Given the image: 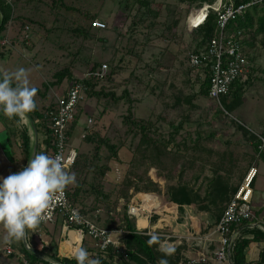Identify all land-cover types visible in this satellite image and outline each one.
Returning a JSON list of instances; mask_svg holds the SVG:
<instances>
[{
	"label": "rangeland",
	"instance_id": "374dc122",
	"mask_svg": "<svg viewBox=\"0 0 264 264\" xmlns=\"http://www.w3.org/2000/svg\"><path fill=\"white\" fill-rule=\"evenodd\" d=\"M64 1L66 5L80 11L53 7L50 0H22L16 4L14 19L11 20V26L8 23L5 35L8 34L10 39L16 38L19 43L11 55L0 56V69L15 71L23 67L28 71L32 87H42L44 82L54 81V74L65 67H71L74 77L79 79L90 74L95 62L108 64L107 74L111 68L115 69L112 79L109 80L106 75L97 88L103 85L121 96V99L115 102L109 97L97 98L87 93L86 100L79 107L77 123L70 138L72 146L88 154L94 152L97 142L84 140V130L98 131L118 146L116 156L111 155L109 148L102 146L97 164L99 167L109 166V170L102 176L94 166L85 182L87 189H91L93 185L100 186L102 194L94 192L82 195L76 202L81 210L100 225L119 230L122 228V217L127 205L126 196L123 194L124 179L127 176H132L142 190L147 185H157L155 191L149 192H134L131 188L128 205L140 201L138 198L143 193H150L145 196L148 205L152 204L155 195L165 204L169 202L164 195L168 186L176 184L180 179L204 188L205 178L211 177L218 165H224L226 168L220 172L225 174L232 171L231 181L237 186L242 184L247 175L243 174L244 167L253 163L257 169V177H254L256 180H253L256 190L253 207L256 217L264 221L263 35L255 39L254 47L247 49L246 46L251 68L242 80L254 70L251 72L256 77L253 85L239 103L231 96L225 99L221 97V107L217 100L198 94L206 75L205 70L201 67L194 68L189 62L190 53L201 41V35L191 22L203 19L204 12L200 8L179 0H164L161 7L153 5L152 12H148L144 6L141 7L136 0ZM215 2L218 3L219 0ZM26 25L30 26L27 32L30 36L28 42L24 41ZM78 26L89 28L90 35H78L75 31ZM71 81L65 78L60 86H51L46 97L37 95L40 106H48L56 101L58 95L66 92ZM126 90L129 91L127 94ZM189 97H193L191 102L188 101ZM228 104L231 106L227 107L229 111L224 107ZM129 108L132 109L135 120L153 122V137L167 141L172 139L168 153L162 156L161 162H155L149 157L143 158L137 153L141 134L139 130L132 131V120H125L130 114ZM0 122L3 119L0 118ZM235 122L244 125L250 134L262 139L260 150L255 148L249 134L244 133L242 127H237ZM29 123L28 120L27 124ZM27 124L19 125L20 128L16 130H23ZM176 127L179 129L176 130ZM7 131L0 130V142L6 143L5 153L9 156L7 140L8 136H12L13 129L9 128ZM14 143L11 144L14 150L17 144L22 150L20 139L17 144ZM178 143H181V147ZM174 153L183 154V159L173 163ZM22 157L23 159L15 150L16 161H26L28 164L30 159L25 154ZM7 165L0 152L3 177L22 169L21 167L16 170V163L10 165L11 170ZM231 166L233 168L229 169ZM197 177L200 179L195 181ZM74 185H70L71 190ZM153 210L156 213L161 211L159 208ZM194 211L199 213L196 207ZM203 214V226L214 221L209 213ZM195 216L201 220L200 213ZM261 224L264 226V223ZM215 228L216 226L202 234L198 231L196 237L190 239L186 245L189 257H197L194 248L202 247L203 251L206 247L210 249L214 240L211 245L205 240ZM43 231L42 238L49 243L48 249H53L59 256H71L63 248L70 233L63 232L62 224H48ZM4 235L5 231L0 225V264H28L19 255L9 256L10 244L14 250L19 251H23L26 242H29L31 248L40 250L43 247L38 235L30 229L27 230V241L24 238L19 242L6 244L3 242ZM118 237L117 232L115 238ZM86 239L87 246L93 247L92 238L87 236ZM170 243L172 242L168 240V244ZM92 256L93 252H90L89 258ZM45 260H49L48 257ZM49 262L59 264L53 260Z\"/></svg>",
	"mask_w": 264,
	"mask_h": 264
},
{
	"label": "trees",
	"instance_id": "16d2710c",
	"mask_svg": "<svg viewBox=\"0 0 264 264\" xmlns=\"http://www.w3.org/2000/svg\"><path fill=\"white\" fill-rule=\"evenodd\" d=\"M22 0H0V41L5 36V31L7 29L8 23L14 19V7L17 3ZM51 5L53 7H65L67 9H73L74 11H80L79 9L66 5L64 0H50ZM181 2H186L190 6H197L201 8L205 3H212L215 0H179ZM252 0H236V3L250 2ZM136 2L140 3V6H144L147 8L148 12H152L153 5H157L161 7L164 3V0H136ZM197 9V8H196ZM19 18V17H17ZM218 15L217 12L213 9H210L205 21L197 26L196 30L201 35V41L199 46L193 51L195 53H199L208 42L218 34ZM242 31L243 35V43L244 49L246 50L248 47L255 46V39L263 35L264 39V0L257 1L248 10L244 13L242 17H238L237 19L231 20L227 27V32L229 34ZM75 31L78 35H82L87 37L90 35L91 31L89 28L85 26H78L75 28ZM25 41V40H24ZM202 45V46H201ZM12 48L5 47L2 54H11ZM103 63L95 62L91 69V76L83 77L82 79L75 78L74 73L71 67H65L54 74L55 80L52 82H44L42 87H35L37 89V95L41 97H46L49 93V89L51 86H60L65 78L71 79V83L75 81H83L85 82L89 89L88 95L95 96L97 98L109 97L115 102L121 99V96H117V94L113 90H108L103 85L100 88H97L99 82L103 79L98 78L93 75V72L97 71L101 68ZM251 68V66H250ZM205 78L203 83L201 84L200 91L198 94L208 96L209 88H210V67H205ZM254 71V70H252ZM252 71L248 74L245 80L242 78L237 79L231 86L228 94L223 95L222 97L228 98L229 96L235 98V101L238 103L243 99L246 91L253 85V80L256 77H253ZM115 73V69L111 68V71L106 75H108V79H112L113 74ZM105 75V76H106ZM15 86V85H13ZM129 91L126 90L125 94ZM37 95L35 97V101L37 107L34 111L30 112V116L35 124V129L37 130V148L43 149L46 154L52 148V129L49 119V112L54 110L56 107V101L51 102L48 106H40L37 100ZM129 95V94H128ZM197 94H195L196 96ZM209 97V96H208ZM193 97H189L188 101L191 102ZM222 101V100H221ZM225 109L229 111L231 107L230 104L224 105ZM229 107V108H227ZM130 114L125 117L126 121L132 120L134 127L132 131H140L141 137L139 141V146L136 148L137 153L141 154L143 158H152L155 162H161L160 159L163 155H166L168 152V148L171 145V140H165L161 138H155L151 135L153 122L145 119H137L135 120L133 117L132 109L129 108ZM224 113V111H223ZM78 117V115H77ZM77 117L73 121V123L69 126L68 134L71 137L73 133V129L77 123ZM19 120V117H16ZM182 125V124H181ZM180 125V126H181ZM133 126V125H132ZM179 126V127H180ZM176 127V130L179 129ZM138 128V129H136ZM244 133L249 134L250 138L254 141V146L257 150H260V146L262 144V139H260L255 134H250V132L243 128ZM14 132V130H13ZM40 132H42V138H40ZM15 134L19 135L20 138V146L25 153L27 159H29L30 154L32 152V138L29 134V129L25 126L23 130H16ZM262 137L264 138V132L262 133ZM173 138V137H172ZM10 142V136H8ZM84 140L89 142H97V146L94 149L92 154H88L85 152L78 151L77 157L75 160V164L72 166L71 171L76 175V183L73 189H70V185L67 187L69 198L72 202L76 203L78 199L84 194H90L97 192L98 194H102L100 191V186L97 185L91 186V189L85 188V182L87 181V177L91 171V169L96 166L98 169V173L102 176L106 174L109 170V166L99 167L97 164V160L100 157V150L102 146H106L111 151V155L116 156L118 154V146L115 143L111 142V139L107 136H103L100 132L91 130L87 131V134L84 137ZM179 147H181V143H178ZM111 156V157H112ZM183 154L174 153L172 162L178 163L180 159H183ZM24 168V167H23ZM221 169L216 167L213 171V175L211 177H206L205 187L202 186L197 187L196 185L188 182H184L183 180H179L176 184H171L168 186L167 191L164 193L166 199L179 206V210H184V206L193 205L199 211H206L209 213L211 220L213 222H209L207 226V231L211 230L214 226L217 225L220 220L222 214L225 211L226 205L233 194L238 190L236 185H233L231 181L232 171L225 172L223 174L220 172ZM200 177H197L195 181L199 180ZM255 181V180H254ZM253 181V184H254ZM125 190L123 194L125 199H127L125 211L122 217V229L125 230L120 237V241L122 243L121 249H115L111 246L107 251H99L93 247L87 246V239L85 236L82 241V246L85 248L88 253L93 252V256L91 259L98 258L101 264H158L159 260L166 259L168 264H184L186 261V257L184 256V250L187 248L186 244L183 242L178 245L172 255H165L163 252L159 251V243H153L149 245L148 241L151 239L153 235H157L160 237V241L163 242L165 236L162 231H157L155 234H147L141 233L136 226V221L128 214V202L130 200L129 191L133 188L134 192H149L155 191L157 185H147L144 190H142L139 185L136 183V180L132 178V176H127L124 179ZM162 204L157 201L156 207L160 208ZM263 209V208H262ZM158 216L154 215L153 220H156ZM213 217V218H212ZM62 224L61 219L57 221L56 225ZM251 238H248V236ZM264 242V230L260 228L258 225L252 228H248L244 231V234L241 237H238L232 246L231 250V261L233 264H245L246 263V249L252 242ZM29 243V242H28ZM15 255H19L20 258L26 260L28 264H37L44 263L50 264L49 260H53L58 262L59 264H77V261L69 256H59L53 249H48L47 246H43L40 250L36 248H29L27 245L23 247V251H19L15 249L9 252V256L14 257ZM49 260H45L47 258ZM183 262V263H182ZM257 264H264V249L260 252L259 259Z\"/></svg>",
	"mask_w": 264,
	"mask_h": 264
},
{
	"label": "built area",
	"instance_id": "2783aa9c",
	"mask_svg": "<svg viewBox=\"0 0 264 264\" xmlns=\"http://www.w3.org/2000/svg\"><path fill=\"white\" fill-rule=\"evenodd\" d=\"M260 0H252L250 2L236 3V0H219L212 3H205L199 10L204 12V17L199 22H192L194 28L202 24L210 9L217 12L218 15V34L214 36L208 44L199 52H191L189 55L190 65L196 67H210V88L208 96L213 100H217L221 107V97L228 94L232 84L240 78L247 75L250 70L249 57L244 49L242 31H236L231 34L227 32V27L231 20L242 17L244 13L254 3ZM198 11V10H196ZM12 21L9 22L11 26ZM30 26H25V38L28 42L30 39L27 33ZM0 46L14 48V42L6 34L4 39L0 42ZM108 64L103 63L101 68L93 72V75L103 79L108 71ZM87 74L86 77L91 76ZM88 85L83 81H75L71 83L66 92L56 97V107L49 112V119L52 129V148L48 155H60L64 158L67 165V170L71 171L72 166L75 164L77 157V148L70 144L68 134L69 126L73 123L79 113V107L83 101L86 100L88 92ZM92 118L89 119V123ZM88 130H84L83 138ZM257 174V169L253 166L248 171L242 184L238 190L228 201L225 211L218 221L216 228L207 236L205 242L211 241L215 233L219 234V246L214 251L213 255H209V248L203 251L196 258L186 257L184 264H210V260L216 262H228L230 260L232 246L234 241L239 237L238 227L246 222L254 223L257 220L256 213L253 207L252 197L253 188L252 183ZM157 200L160 202L159 197ZM157 207L147 208L142 200L128 205V214L136 221H140V217L145 220H151L154 217L153 209ZM61 219L64 232L76 231L81 235V242L85 236L92 238L95 249L99 251H107L111 246L115 249H121L122 243L120 237L125 230L120 228L114 230L100 225L95 220L85 214L78 204L72 202L68 195L67 188L64 191L63 197L60 198L47 213V218L40 225L33 230L38 235L42 246H49V243L42 238L43 229L48 224H55ZM136 224V226H137ZM260 225L259 223H257ZM31 230V229H30ZM139 230V229H138ZM141 233L155 234L150 230H139ZM118 232V239L115 238ZM165 236V241L168 243L169 236ZM163 241V242H165ZM27 246L29 244L27 243ZM9 250L13 251L12 245H9ZM27 263L26 260H24ZM183 263V262H182Z\"/></svg>",
	"mask_w": 264,
	"mask_h": 264
},
{
	"label": "clouds",
	"instance_id": "9594fccd",
	"mask_svg": "<svg viewBox=\"0 0 264 264\" xmlns=\"http://www.w3.org/2000/svg\"><path fill=\"white\" fill-rule=\"evenodd\" d=\"M15 85V86H13ZM37 89L30 86L28 71L23 67L15 71L0 69V110L9 119L19 117L17 125L27 124V114L37 107ZM76 183V175L67 170L64 158L36 153L28 165L7 177H0V225L8 244L21 241L27 230H35L46 220L52 206L63 197L65 189ZM149 245L159 243L158 250L172 255L174 247L153 235ZM77 264H101L98 258H89L88 251L78 247L71 253ZM158 264H168L166 259Z\"/></svg>",
	"mask_w": 264,
	"mask_h": 264
},
{
	"label": "crops",
	"instance_id": "0c3cea01",
	"mask_svg": "<svg viewBox=\"0 0 264 264\" xmlns=\"http://www.w3.org/2000/svg\"><path fill=\"white\" fill-rule=\"evenodd\" d=\"M3 39L4 38H2L1 41ZM11 40L14 42V46H15L14 48H12L13 49L12 52H13L16 49V46L18 45L17 43H19V42H18V40L16 38L15 39L12 38ZM4 49H5V47L0 46V52H3ZM11 54H8V55H11ZM5 55L6 54H2L0 56H5ZM201 68L204 69L205 67H201ZM0 118L3 119V122H0V130H6L7 131L9 128H12L14 130V132H15L16 128H20V126H18L17 123H16L18 121L16 119V117H14L12 119H9L7 116H5L3 114L2 110H0ZM27 118H28L30 123L27 124L28 126H26V127L29 129V134L31 135V138H32V152H31L30 157H29V159H31L32 156H33V153H34V146H35V144L37 145V136H38V134H37V130L35 129V124H34V122H33V120H32V118H31L29 113L27 115ZM22 125H24V124H22ZM236 125L239 128L240 127L245 128L244 125L241 126V125H239L238 122L236 123ZM14 132H12V136L10 137V139H11L10 142H9V139L7 140L8 142L6 141L7 144H9V147H10L9 156H6V153H5V152H7L6 148H5V144L6 143L0 142V152H1V156L3 155V157H4V160L7 161V164L9 165V167H10L11 164L15 165V163H16V167H18L16 170H18V169H21V167L22 168L26 167L28 164H27L26 161L25 162L16 161L15 150H16V153L19 154V157L21 159H23L22 155H24L25 153L21 149H19L17 141H19L20 138H19V135L15 134ZM249 141H251L250 138H249ZM13 142H15L17 144L15 150L11 147L13 145ZM39 150L40 149L37 148L36 153H39ZM21 151H22V153H21ZM40 152H44V150L41 149ZM200 158H202V157H200ZM194 159H195V157H194ZM223 164H224V162H223ZM253 165H254L253 163H250V164L246 165L244 167L245 171H244L243 174L246 175L247 172L250 170V168L253 167ZM233 166L229 167V169H232ZM217 167H219L221 170L222 169L224 170L226 168V166H224V165H223V167L221 165H218ZM11 168L12 167H10V170H11ZM0 177H3V170H1V169H0ZM255 180H256V178H255ZM254 184H252V188L254 189L253 190V197H252L253 206H254V203H255L254 199H255V193H256ZM239 185H237L238 188H239ZM160 203L162 204V200H160ZM194 207L195 206H193V205H186V206L183 207L184 210L182 211V210H179V206L178 205H175V204H173L171 202H168V203H165V204L163 203L161 208H159V209H161V211L157 212L155 214L156 216H158L156 218V220H153V218L151 220H145V223L142 224V225L140 224V222H138L137 228L139 230H141V229L145 230L147 228V230L153 231L155 233L157 231H159V230L162 231L163 234H165L166 236H169V240L172 242L170 244L174 248H176L178 245L182 244L183 242L187 245V243L190 241L191 238L194 239L196 237L195 235H197L198 231H199L200 234L207 232L206 229H207L208 225H206V226L202 225V220L205 219V218H201L202 214H203V211H198L200 213V215H201V216H199L200 219H201L199 221V219L196 218V216H195V215H197L199 213L194 211ZM206 213L208 214V212H206ZM206 213H204V214H206ZM207 222H209V221L207 220ZM257 223H259L260 225H258ZM261 223H264V221L261 218H257L256 222H254V223L246 222V223L242 224L241 226L238 227L239 237H241V235L244 234V231L246 229L252 228V227L257 226V225L260 228H262V230H264V226ZM56 224H57V222L54 225H56ZM51 225H53V224H51ZM216 235H218V234L215 233L212 236L214 241H213V244H212V246L210 247V249L208 251L210 256L213 255L214 251L220 245L219 244V235L218 236H216ZM202 238L203 237H199V239H202ZM248 238H251V236L249 235ZM200 243H201V245H203V242H200ZM186 249L184 250V256L185 257H189L188 256L189 250H188V248H186ZM194 249L196 251L195 252L196 256H199L203 252V248L202 247L201 248H194ZM263 249H264V242L263 241H259V242L256 241V242L250 243L249 246L246 249V263L245 264H257L260 252ZM204 251H206V249ZM209 262H210V264H230V260L228 262H216L214 260H210Z\"/></svg>",
	"mask_w": 264,
	"mask_h": 264
},
{
	"label": "bare ground",
	"instance_id": "6f19581e",
	"mask_svg": "<svg viewBox=\"0 0 264 264\" xmlns=\"http://www.w3.org/2000/svg\"><path fill=\"white\" fill-rule=\"evenodd\" d=\"M149 194L150 193L140 194L138 199L142 200V202H144V205L147 208L151 209L154 206L156 207V203H157L158 200H157V196L155 194H153V195H155V198H154L152 204L148 205V200L145 198V196H147ZM139 222L142 225V224L145 223V219L140 217V221ZM80 243H81V235H80V233H78L76 231H71L69 239H68V241L65 243V245L63 247L64 251L71 254L73 250H75L76 248L80 247Z\"/></svg>",
	"mask_w": 264,
	"mask_h": 264
},
{
	"label": "water",
	"instance_id": "95a60500",
	"mask_svg": "<svg viewBox=\"0 0 264 264\" xmlns=\"http://www.w3.org/2000/svg\"><path fill=\"white\" fill-rule=\"evenodd\" d=\"M36 151H37V145L35 144L33 155L36 153ZM25 241H27V237H25ZM26 244H27V242H26ZM69 257H71V256H69ZM230 264H233L232 261H231V259H230Z\"/></svg>",
	"mask_w": 264,
	"mask_h": 264
}]
</instances>
